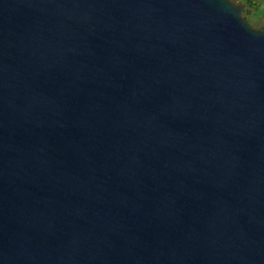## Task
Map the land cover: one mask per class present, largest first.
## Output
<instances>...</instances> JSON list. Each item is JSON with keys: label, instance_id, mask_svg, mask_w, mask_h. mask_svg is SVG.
I'll return each instance as SVG.
<instances>
[{"label": "water", "instance_id": "1", "mask_svg": "<svg viewBox=\"0 0 264 264\" xmlns=\"http://www.w3.org/2000/svg\"><path fill=\"white\" fill-rule=\"evenodd\" d=\"M0 264H264L243 0H0Z\"/></svg>", "mask_w": 264, "mask_h": 264}, {"label": "trees", "instance_id": "2", "mask_svg": "<svg viewBox=\"0 0 264 264\" xmlns=\"http://www.w3.org/2000/svg\"><path fill=\"white\" fill-rule=\"evenodd\" d=\"M244 2L247 6V16L250 20H253L260 15L261 9L256 0H244Z\"/></svg>", "mask_w": 264, "mask_h": 264}, {"label": "rangeland", "instance_id": "3", "mask_svg": "<svg viewBox=\"0 0 264 264\" xmlns=\"http://www.w3.org/2000/svg\"><path fill=\"white\" fill-rule=\"evenodd\" d=\"M244 1V0H243ZM259 3V7L261 9V13L259 16L251 20L252 22H258L260 24H264V0H256Z\"/></svg>", "mask_w": 264, "mask_h": 264}]
</instances>
